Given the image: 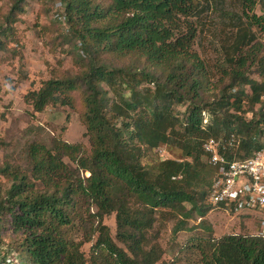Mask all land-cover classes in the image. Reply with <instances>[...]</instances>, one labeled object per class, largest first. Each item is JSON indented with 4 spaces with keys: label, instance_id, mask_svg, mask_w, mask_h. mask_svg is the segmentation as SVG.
I'll list each match as a JSON object with an SVG mask.
<instances>
[{
    "label": "trees",
    "instance_id": "1",
    "mask_svg": "<svg viewBox=\"0 0 264 264\" xmlns=\"http://www.w3.org/2000/svg\"><path fill=\"white\" fill-rule=\"evenodd\" d=\"M27 1L13 0L0 22V53L12 59H22ZM58 1L67 31L54 46L70 47L79 72H53L24 101L35 114L77 109L89 145L32 140L23 163L0 167L10 183L0 235L15 236L17 257L0 264H159V220L176 221L175 235L203 232L179 248L200 264H264L263 237L217 238L205 219L220 171L205 144L220 142L229 162L264 149V0ZM212 12L235 33L208 65L196 46ZM162 147L182 158H155Z\"/></svg>",
    "mask_w": 264,
    "mask_h": 264
},
{
    "label": "rangeland",
    "instance_id": "2",
    "mask_svg": "<svg viewBox=\"0 0 264 264\" xmlns=\"http://www.w3.org/2000/svg\"><path fill=\"white\" fill-rule=\"evenodd\" d=\"M58 2V0H28L24 7L25 12L19 15L17 24V33L23 48L22 59H12L5 53H0V143L3 145L0 149V167L7 159L11 162L23 163L24 147L32 140L50 144L52 138L59 137L71 144L89 145L85 135L86 128L77 109L48 108L41 114H35L24 101L27 93L39 90L42 83L48 80L53 72L57 71L59 74L79 72L74 65L73 56L63 53L70 47L67 44L57 48L54 46L61 43V40H56L59 30L62 33L67 31L62 20L63 7H58ZM12 4L13 0H0V22L2 17L11 10ZM218 18L219 14L216 12L204 18L202 38L200 44L196 46L197 52L208 65L212 64L215 57V47H220L224 43L228 44L235 33L230 30L231 28L228 29L216 23ZM261 39L264 43V37ZM153 156L175 160L182 158L179 150L168 147H162ZM9 188L10 183L0 178V198L5 197ZM205 219L217 238L226 234L258 235L260 224L264 221V214H234L224 208H211ZM201 220L192 219L189 222L190 226L198 227ZM105 224L111 229L114 237L115 215L107 217ZM175 225L176 221L164 220H159L156 225L155 230L158 231L159 242L164 251L163 259L159 264L174 261L176 264H200L194 255H179V248L190 237L202 235L203 232H179L175 235ZM14 239L15 236L11 232L0 235V262L9 263L17 259L10 246ZM89 249L90 245H86L83 250L88 252Z\"/></svg>",
    "mask_w": 264,
    "mask_h": 264
},
{
    "label": "built area",
    "instance_id": "3",
    "mask_svg": "<svg viewBox=\"0 0 264 264\" xmlns=\"http://www.w3.org/2000/svg\"><path fill=\"white\" fill-rule=\"evenodd\" d=\"M57 6L61 7L62 4L58 2ZM262 100L264 101V96ZM220 146V142L215 140L205 144L209 164L220 167L214 178L208 203L213 209L224 208L234 214L263 215L264 149L249 159L229 162L220 153ZM258 235L264 238V221L260 224Z\"/></svg>",
    "mask_w": 264,
    "mask_h": 264
},
{
    "label": "crops",
    "instance_id": "4",
    "mask_svg": "<svg viewBox=\"0 0 264 264\" xmlns=\"http://www.w3.org/2000/svg\"><path fill=\"white\" fill-rule=\"evenodd\" d=\"M250 215V214H249Z\"/></svg>",
    "mask_w": 264,
    "mask_h": 264
}]
</instances>
